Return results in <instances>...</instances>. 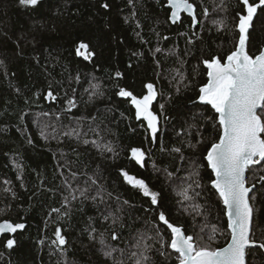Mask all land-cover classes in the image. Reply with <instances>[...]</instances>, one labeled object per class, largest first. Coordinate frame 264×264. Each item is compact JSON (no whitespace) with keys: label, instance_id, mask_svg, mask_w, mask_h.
<instances>
[{"label":"trees","instance_id":"obj_1","mask_svg":"<svg viewBox=\"0 0 264 264\" xmlns=\"http://www.w3.org/2000/svg\"><path fill=\"white\" fill-rule=\"evenodd\" d=\"M103 2L110 8H101ZM195 2L209 7L212 14L207 19L200 16L201 26L191 29L190 18L185 15L182 23L172 24L168 20L170 10L165 0H132V3L41 0L37 6L27 8L19 0H0V221L9 219L26 225L14 236L0 239V264H57L58 261L111 264L103 256L99 243L90 240L89 225L100 231L108 228L111 220L105 222L103 216L109 211L116 212L117 208L120 211L116 215L120 216L123 227L120 223L115 226L121 239L113 244L129 249L138 233L154 235L151 228L153 222L159 223V209L124 181L121 169L144 179L152 190L160 193L159 208L166 212L171 223L187 227V234L193 235L200 234L205 225L208 226L205 232L216 226L220 231L213 246L226 244L224 205L210 184V178L214 177L204 159L206 148L218 141L219 130L215 121L206 120L214 116V110L198 102L197 96L199 87L207 82V70L201 59L218 54L221 46L226 52L233 36L229 31L218 32L212 20L225 19L231 29L236 0H224V4L215 0V5L220 7H214L213 0ZM200 11L198 7L197 12ZM193 31L197 38L189 44ZM81 41L88 43L95 54L89 60L75 53ZM260 46H264V11L258 9L250 29V53L258 51ZM157 48L161 51L156 52ZM181 60L185 62L183 66ZM177 68L188 85L179 91L172 82ZM116 71L123 74L121 78L115 77ZM149 82L159 93L152 109L160 116L161 132L154 143L145 138V128L135 119L130 102L116 95L117 85L134 94H143L146 91L143 86ZM90 84H99L103 95L89 100V91L85 90ZM50 89L55 100L46 98ZM73 98L76 107L68 111V100ZM160 105H164L163 109ZM93 117L97 124L103 121L102 135L106 142H111L115 154L103 157L91 145H83L74 136L62 135L77 127V118L81 119L82 130L87 132ZM41 129L47 139L41 136ZM83 138L95 137L89 133ZM189 143L196 147H188ZM132 147L145 150L143 167L130 158ZM74 148L78 157L72 151ZM174 148H181V153L172 151ZM59 150L75 162V170L88 175L99 171L100 183L106 193H111L110 198L105 195L106 203L78 199L69 206L68 216L49 215L51 209L61 208L63 196L68 195L60 175L63 171L67 176V170L58 168ZM165 169L173 174L171 178ZM194 169L200 174L202 187L196 189L200 195L195 201L181 203L179 187L182 182H192L189 175ZM261 176H264V162L247 172L249 185H256L251 195L256 196L252 201L253 232L258 242L264 241ZM80 185L83 186V178ZM193 203L200 205L199 215L193 212ZM57 226L68 242L63 257L51 244ZM159 227L161 231L166 229L162 224ZM9 238L17 242L12 249L4 247ZM164 238L168 240L169 235L166 233ZM146 242L159 247L154 240ZM152 255L155 264H174V256L165 261L155 252ZM247 260L248 264H264V250H251Z\"/></svg>","mask_w":264,"mask_h":264},{"label":"snow or ice","instance_id":"obj_2","mask_svg":"<svg viewBox=\"0 0 264 264\" xmlns=\"http://www.w3.org/2000/svg\"><path fill=\"white\" fill-rule=\"evenodd\" d=\"M40 2L41 0H19V4L25 8L35 7ZM129 3H132V0H129ZM166 3L170 10L168 20L172 24L182 23V13L187 14L190 17L189 27L191 29L201 26L200 16L207 19L212 14L209 7L202 4L198 5L195 0H166ZM213 4L214 7H220V5H215V0H213ZM221 4H224V0H221ZM100 7L109 9L110 5L103 2ZM198 7L201 8L199 13L197 12ZM226 8L227 5H225ZM258 9L264 11V0H236V4L233 6L234 15L231 18L233 22L231 29H229L225 19L212 20V24L217 27L218 32L229 31L233 33L230 41L231 46L226 52L221 46V51L218 54L210 55L206 59L202 58L200 61L206 67L207 82L199 87L197 100L203 105H210L211 109L214 110V116L206 117V120L215 121L219 130L218 141L211 143L210 147L206 148L204 159L207 161V168L211 170L214 177L210 178V184L218 193L220 201L224 205L222 211L227 217L226 234L228 239L225 246H213L216 234L220 231L216 226H211L210 231L205 232V228L208 227L205 225L201 227L200 234L193 235L187 234V227L171 223L166 212L159 208L160 193L152 190L144 179L121 169L120 173L124 181L139 190L143 197L150 200L152 206L159 209L157 212L159 223L153 222L151 231L154 235L152 236L144 232L138 233L129 249L112 243L121 239V234L115 230L117 223L123 227L120 216L116 215L120 211L119 208L116 209V212L109 211L108 215L103 216L105 222L111 220L109 227L103 231L90 224V240L99 243L103 256L111 261V264H155L152 255L154 252L163 257L165 261L172 260L174 256V264H248L247 257L251 250H264V241L258 242L254 238L253 232L255 209L252 201L256 199V196L250 194L254 192L256 185H249L246 175L253 166L261 165L264 162V46H260L256 52L250 53L249 51L250 29L253 27ZM196 38V33L193 31L192 37H189L187 42L192 44ZM155 51L160 52L161 49L157 48ZM170 51L171 54H175L174 50ZM75 53L85 59H91L95 55L94 52L90 51L89 44L84 41L76 46ZM184 63V61H180L181 66ZM175 73L172 82L176 85V90L179 91L181 87L188 85L180 68L175 69ZM122 75L120 71L115 72L116 78H121ZM116 87V95L126 98L134 108L135 119L141 121V126L145 128V138L153 143L156 142L161 132L160 116L152 109L153 102L159 95L156 86L151 82L145 84L143 87L146 91L140 95L134 94L133 91L125 87L119 85ZM85 91H89V100L103 95V90L99 84H90L89 89ZM46 98L56 99L51 89L47 92ZM68 105V111L75 108V98L69 99ZM163 107L164 105H160L161 109ZM44 115L49 114L45 113ZM76 122V128L62 133L64 137L74 136L83 145L94 147L103 157L115 154V148L111 142H106L102 135L105 131L101 127L103 121L97 124L96 118L93 117L87 132H84L80 127V118H77ZM44 127H48V125ZM89 133H92L95 138H83ZM181 133H183V129ZM40 134L45 139L48 138L43 129H41ZM53 139H56L55 135ZM201 142L202 139L198 140L197 144ZM188 147L195 148L196 145L189 143ZM161 150H164L163 146ZM72 151L77 157L79 156L75 148ZM172 151L181 153L182 150L181 148H174ZM59 152L61 161H58V168L67 170V176L63 171L60 175L63 177L64 191L68 195L63 196L61 208L51 209L49 215L56 213L68 216L70 214L69 206L72 201L78 199L81 202L91 200L93 204L106 203L105 195L110 198L111 193H106L104 185L100 183L99 171L93 172L92 175L77 171L74 169L75 162L67 159L62 150ZM145 156L146 152L141 147L130 149V158L141 167L144 166ZM20 167L17 165V168ZM165 172L169 178L172 177V173L167 172L166 169ZM199 176V171L194 169L189 175L192 182H182L178 190L181 203L195 201L200 195L196 191L202 187L199 183ZM81 178H83V186L80 185ZM260 181H264V176L260 177ZM116 199L119 202V197ZM123 203L127 204L128 202L124 201ZM62 208L65 209L63 212ZM191 208L197 215L200 214L198 211L200 205L193 203ZM184 211H188V209L185 208ZM91 219L90 217L89 220ZM159 224L166 226L165 231H161ZM25 227L24 223L4 219L0 222V234H15ZM194 231L195 226H193ZM166 233L169 235L168 240L164 238ZM54 236L55 239L51 240V244L55 246L57 254L63 257L67 252L68 242L59 226L55 227ZM147 240H154L159 244V247L147 243ZM16 243L14 238H9L4 247L12 249ZM57 264L60 262L58 261ZM64 264H71V262L65 261Z\"/></svg>","mask_w":264,"mask_h":264},{"label":"water","instance_id":"obj_3","mask_svg":"<svg viewBox=\"0 0 264 264\" xmlns=\"http://www.w3.org/2000/svg\"><path fill=\"white\" fill-rule=\"evenodd\" d=\"M165 2H166V0H165ZM165 6H166V8H168V6H167V3H165ZM169 9V8H168ZM169 14H170V12H169ZM182 15H186L187 17H189L187 14H184V13H182ZM78 56V55H77ZM79 57H81V58H83V59H85L83 56H79ZM85 60H89V59H85ZM206 68V67H205ZM198 101V100H197ZM199 102V101H198ZM246 175H247V173H246ZM251 195V194H250ZM3 221V220H2ZM2 221H0V222H2ZM18 231H21V230H18ZM17 231V232H18ZM16 232V233H17ZM15 233V234H16ZM15 234H0V239L1 238H3L4 236H6V235H10V236H14ZM225 246V245H224Z\"/></svg>","mask_w":264,"mask_h":264},{"label":"flooded vegetation","instance_id":"obj_4","mask_svg":"<svg viewBox=\"0 0 264 264\" xmlns=\"http://www.w3.org/2000/svg\"><path fill=\"white\" fill-rule=\"evenodd\" d=\"M183 16V15H182ZM186 16V15H185ZM190 18V17H189Z\"/></svg>","mask_w":264,"mask_h":264}]
</instances>
